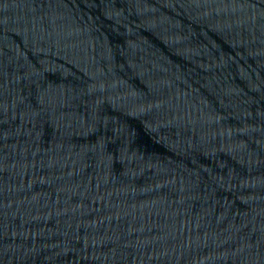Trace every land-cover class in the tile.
Masks as SVG:
<instances>
[{"label":"water","instance_id":"1","mask_svg":"<svg viewBox=\"0 0 264 264\" xmlns=\"http://www.w3.org/2000/svg\"><path fill=\"white\" fill-rule=\"evenodd\" d=\"M0 264H264V0H0Z\"/></svg>","mask_w":264,"mask_h":264}]
</instances>
